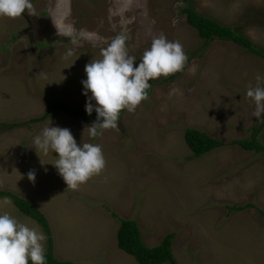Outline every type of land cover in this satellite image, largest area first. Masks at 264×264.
<instances>
[{
	"label": "rangeland",
	"instance_id": "374dc122",
	"mask_svg": "<svg viewBox=\"0 0 264 264\" xmlns=\"http://www.w3.org/2000/svg\"><path fill=\"white\" fill-rule=\"evenodd\" d=\"M32 3L34 15L0 17V192L24 198L46 216L57 259L139 264L118 247L116 214L138 223L149 248L173 233L179 264H264V154L236 144L251 140L253 128L262 123L253 116L255 105L246 93L258 83L264 87V60L234 43L202 40L188 23L183 0ZM192 6L241 30L264 50V0H192ZM65 12L78 31L102 39L79 46L61 36V41H31L27 17L52 20ZM121 32L134 67L160 35L180 42L187 62L182 71L149 81L151 96L134 112L124 110L119 131L107 129L93 138L86 129L93 123L61 111L44 122L2 128L44 117L58 103L85 109V66L101 59V49ZM48 126L70 129L78 146L99 144L106 160L101 173L67 189L53 166L57 154L35 150L34 137ZM187 129L203 131L226 146L196 158L185 140ZM258 140L264 147V130ZM29 173L35 174L34 181ZM248 204L253 207L229 211ZM5 212L45 234L9 198L0 199V214Z\"/></svg>",
	"mask_w": 264,
	"mask_h": 264
},
{
	"label": "clouds",
	"instance_id": "9594fccd",
	"mask_svg": "<svg viewBox=\"0 0 264 264\" xmlns=\"http://www.w3.org/2000/svg\"><path fill=\"white\" fill-rule=\"evenodd\" d=\"M26 10L30 16L34 15L32 0H0V17H21ZM51 19L58 35L71 40L74 46H79L82 41L95 44L102 39L94 32L78 31L68 21L67 12ZM126 40L127 36L121 32L101 49V59L92 60L85 66L86 79L81 81L83 95L87 98L85 111L89 115L93 111L97 114L96 121L86 128L93 138L107 129L119 131L120 113L123 110L134 112L142 101L148 99L149 81L180 72L187 62L182 44L160 35L134 67L135 57L129 55ZM256 79L259 82L261 77ZM246 95L255 105L253 116L258 120L264 119V87L259 83L255 87L250 86ZM33 142L35 150L57 154L53 166L67 189L79 188L106 166L102 147L93 143L78 146L68 128L45 127ZM29 179L34 181L35 174L29 173ZM46 239V235L36 227L20 222L7 212L0 214V264H46Z\"/></svg>",
	"mask_w": 264,
	"mask_h": 264
},
{
	"label": "trees",
	"instance_id": "16d2710c",
	"mask_svg": "<svg viewBox=\"0 0 264 264\" xmlns=\"http://www.w3.org/2000/svg\"><path fill=\"white\" fill-rule=\"evenodd\" d=\"M183 2L187 5L184 9V13L187 14L188 23L197 30L202 40L210 43L215 39H219L222 42L234 43L241 47L243 52L246 54L256 56L264 60V50L256 46L242 33L241 30L225 26L213 18L197 13L195 8L192 6V0H183ZM175 77L176 75H173L170 78H165V80H173ZM152 91V88L148 90V98L151 96ZM57 111L64 112L68 116L84 122L93 123L97 119L95 111L89 115L86 113L85 109H79L67 104L58 103L50 106L49 111L44 117L32 119L30 122L22 124H2V128L13 130L20 128L23 125L28 126L29 124L44 122L48 120L52 113ZM123 113L124 110L120 113V118ZM263 130L264 119L259 126L253 128L254 132L251 140L238 142L236 144H238L244 151L264 154V147L258 140L259 134H261ZM185 140L196 158H201L210 152L226 146V144L221 140L212 138L207 133L196 129H187L185 131ZM1 198L11 199L14 205L24 215L34 219L42 226L48 239L49 248L46 252V264H72L70 262H62L58 260L53 253L54 242L51 225L46 216L35 205L8 191H1L0 199ZM252 207V204H248L246 206H233L229 209V211H231V213L243 212ZM261 213L264 217V212ZM113 216L118 219L120 223L117 233L118 247L125 253L133 256L139 264H179L173 252L175 241V235L173 233L166 236L160 246L149 248L143 240L141 229L136 221L122 220L116 214H113Z\"/></svg>",
	"mask_w": 264,
	"mask_h": 264
},
{
	"label": "flooded vegetation",
	"instance_id": "af4514ba",
	"mask_svg": "<svg viewBox=\"0 0 264 264\" xmlns=\"http://www.w3.org/2000/svg\"><path fill=\"white\" fill-rule=\"evenodd\" d=\"M23 15H27V10L25 11ZM27 21H28L29 29H33V31L28 30L29 38L31 39V41L33 40V41H40V42L46 43L49 40H55V39L58 40L59 35L57 33H52L51 35L50 32L55 27H54V24L52 23V20L47 19L46 16L39 17V18H33V19L27 17ZM30 34L32 36H30ZM47 36H49V39L47 38Z\"/></svg>",
	"mask_w": 264,
	"mask_h": 264
},
{
	"label": "water",
	"instance_id": "95a60500",
	"mask_svg": "<svg viewBox=\"0 0 264 264\" xmlns=\"http://www.w3.org/2000/svg\"><path fill=\"white\" fill-rule=\"evenodd\" d=\"M54 30H56V29L53 28V30L50 32L51 35H52V33H57V30H56V31H54ZM57 34H58V33H57ZM47 38L49 39V36H47ZM60 40H61V37L58 36V41H60Z\"/></svg>",
	"mask_w": 264,
	"mask_h": 264
}]
</instances>
